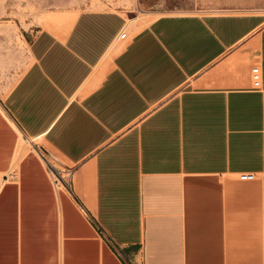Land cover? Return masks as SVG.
Here are the masks:
<instances>
[{
	"label": "crops",
	"instance_id": "1",
	"mask_svg": "<svg viewBox=\"0 0 264 264\" xmlns=\"http://www.w3.org/2000/svg\"><path fill=\"white\" fill-rule=\"evenodd\" d=\"M152 5L32 39L0 102V264H264V0Z\"/></svg>",
	"mask_w": 264,
	"mask_h": 264
},
{
	"label": "rangeland",
	"instance_id": "2",
	"mask_svg": "<svg viewBox=\"0 0 264 264\" xmlns=\"http://www.w3.org/2000/svg\"><path fill=\"white\" fill-rule=\"evenodd\" d=\"M168 6L175 8L173 3ZM87 8H120L134 18L150 12L153 5L152 0H0V102L31 63V41L47 18L61 10L77 13ZM49 159V171L59 182L62 178L53 168L58 164Z\"/></svg>",
	"mask_w": 264,
	"mask_h": 264
},
{
	"label": "bare ground",
	"instance_id": "3",
	"mask_svg": "<svg viewBox=\"0 0 264 264\" xmlns=\"http://www.w3.org/2000/svg\"><path fill=\"white\" fill-rule=\"evenodd\" d=\"M21 144H23V142H21ZM20 146V145H19Z\"/></svg>",
	"mask_w": 264,
	"mask_h": 264
}]
</instances>
